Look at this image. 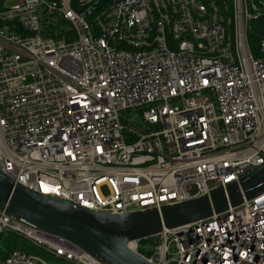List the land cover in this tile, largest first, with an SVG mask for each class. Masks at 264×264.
<instances>
[{
    "label": "built area",
    "instance_id": "built-area-1",
    "mask_svg": "<svg viewBox=\"0 0 264 264\" xmlns=\"http://www.w3.org/2000/svg\"><path fill=\"white\" fill-rule=\"evenodd\" d=\"M258 20L264 0H0V172L113 214L239 181L264 166ZM5 233L44 252L0 264H105L0 210ZM153 238L129 248L152 264H264V193Z\"/></svg>",
    "mask_w": 264,
    "mask_h": 264
},
{
    "label": "water",
    "instance_id": "water-1",
    "mask_svg": "<svg viewBox=\"0 0 264 264\" xmlns=\"http://www.w3.org/2000/svg\"><path fill=\"white\" fill-rule=\"evenodd\" d=\"M264 193V166L242 176L239 181L220 186L209 194L148 209L122 214L74 207L56 197L38 194L16 185L0 172V210L36 227L45 234L63 237L105 264H152L129 248L133 240L159 234L226 211L244 200Z\"/></svg>",
    "mask_w": 264,
    "mask_h": 264
},
{
    "label": "trees",
    "instance_id": "trees-1",
    "mask_svg": "<svg viewBox=\"0 0 264 264\" xmlns=\"http://www.w3.org/2000/svg\"><path fill=\"white\" fill-rule=\"evenodd\" d=\"M264 27V21L258 20L254 21L252 24V29L250 31V45L252 47V50L256 49L257 42H258V35L260 34L262 28ZM19 236L12 235V234H3L0 237V241L3 244L4 248L0 247V260H4L7 257L12 254L13 251L17 249L26 250L29 251L30 248L24 244L17 246L19 243ZM145 242H148L150 244H153L154 238L150 237L147 239H144ZM15 247V248H14Z\"/></svg>",
    "mask_w": 264,
    "mask_h": 264
},
{
    "label": "rangeland",
    "instance_id": "rangeland-1",
    "mask_svg": "<svg viewBox=\"0 0 264 264\" xmlns=\"http://www.w3.org/2000/svg\"><path fill=\"white\" fill-rule=\"evenodd\" d=\"M14 2H15V1H12V2H10V3L13 4ZM6 234H7V233H5V235H6ZM22 244L28 246V247L30 248L29 251H30L31 253L39 254V252H40V253H41V252H44V249L41 248V247H38L37 244L32 243V242H30L29 240H26V239H23V238H19V243H18L17 246L19 247V246L22 245ZM0 247L4 248L3 244L1 243V241H0ZM14 248H15V247H14ZM141 248H142L143 250L151 249V248H152V244L143 241V242L141 243ZM170 250H171L172 253L176 251V247H175L174 243H171V244H170ZM50 261H51L53 264H74V263L69 262V261H66V260L57 259V258H55L54 256H52V258L50 259Z\"/></svg>",
    "mask_w": 264,
    "mask_h": 264
}]
</instances>
